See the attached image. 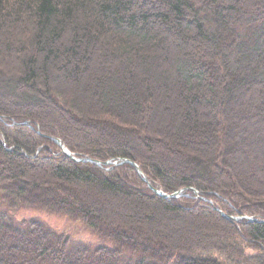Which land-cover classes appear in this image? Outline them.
Returning <instances> with one entry per match:
<instances>
[{"label":"trees","instance_id":"trees-1","mask_svg":"<svg viewBox=\"0 0 264 264\" xmlns=\"http://www.w3.org/2000/svg\"><path fill=\"white\" fill-rule=\"evenodd\" d=\"M0 264H264V0H0Z\"/></svg>","mask_w":264,"mask_h":264},{"label":"rangeland","instance_id":"rangeland-1","mask_svg":"<svg viewBox=\"0 0 264 264\" xmlns=\"http://www.w3.org/2000/svg\"><path fill=\"white\" fill-rule=\"evenodd\" d=\"M255 148L262 149V145H255ZM196 190V189H195ZM183 194H188L192 196L193 188H187V189H182L181 190ZM191 192V194H190ZM198 196H201V194H196ZM205 198V197H204ZM207 199V198H205ZM209 200V199H208ZM207 200V201H208ZM204 201V200H203ZM206 201V200H205ZM122 208L124 209H132L131 206L129 205H121L119 204ZM17 217L19 219H28V218H41L44 220L47 224L51 225L55 229L58 230L60 233H65L71 236L72 241L74 243H79V244H89V245H97L100 242L97 240L96 235L91 232L90 230L86 229L83 225L79 224L76 221L70 220L65 216L59 215V214H52V213H47V212H42V211H36L32 209H24L20 210L17 212ZM183 223L186 226L190 225V222L187 219H182ZM192 234L199 235L204 231H199L192 228Z\"/></svg>","mask_w":264,"mask_h":264},{"label":"water","instance_id":"water-1","mask_svg":"<svg viewBox=\"0 0 264 264\" xmlns=\"http://www.w3.org/2000/svg\"><path fill=\"white\" fill-rule=\"evenodd\" d=\"M52 139V141H54L61 149H62V151H63V153L65 154V155H67L68 157H70L71 159H73L74 161H76V162H92V163H95V164H97V165H99V166H102L101 165V163L100 162H96V161H94V160H91V159H88V158H86V159H79V158H76L75 156H73V154L63 145V143L61 142V140H59V139H57V138H51ZM129 163V164H131L135 169H136V171H137V173L139 174V175H141L142 176V171H141V169H140V167L136 164V163H134V162H132V161H130V160H125L123 163ZM108 164H110L109 162H106V163H104V165H108ZM143 180L146 182V183H148V185H149V188L154 192V193H156L157 195H160V196H162V197H164V198H166V199H172V198H179L180 196H181V193H182V191H178V192H176V193H174V194H171V195H168V194H165V193H163L162 191H160L159 189H157V188H155V187H153V186H151L150 185V183H149V181L147 180V178L146 177H143ZM193 191L194 192H197V191H195L194 189H193Z\"/></svg>","mask_w":264,"mask_h":264}]
</instances>
